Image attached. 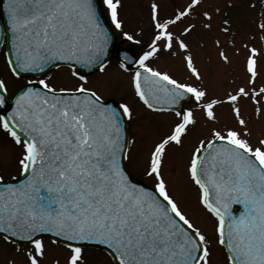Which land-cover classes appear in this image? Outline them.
Here are the masks:
<instances>
[{"label": "snow or ice", "instance_id": "snow-or-ice-1", "mask_svg": "<svg viewBox=\"0 0 264 264\" xmlns=\"http://www.w3.org/2000/svg\"><path fill=\"white\" fill-rule=\"evenodd\" d=\"M2 3L11 49L5 55L12 58L8 68L13 76L42 72L57 61L102 73L110 36L104 15L125 39L133 40L123 31L120 0ZM199 4L200 0H189L162 19L159 5L152 3L151 41L134 61L135 97L152 112L171 110L176 118L149 153L144 175L153 178L151 188L134 182L123 167L126 145L133 143L125 136L126 121L133 118L127 103L106 102L96 88L86 86L88 78L79 70L70 73L78 81L72 86L30 80L17 90L11 104L7 84L0 80V111L6 112L0 114V130L22 148L18 164L23 177L18 183L0 182V238L31 245L23 251V264H40L45 254L42 234H51L53 245L68 250L65 264H83V248L89 243L103 246L111 264H210L211 242L170 195L161 169L166 146L183 144L195 123V110L213 121L214 106L223 101L203 102L205 90L146 63L161 51L175 56L174 47L187 51V43L174 36L170 27ZM202 15L208 21L203 26L210 27L209 13ZM193 28L189 23L183 33ZM248 52L245 69L252 85L257 75L256 49ZM219 55L227 61L224 52ZM183 60L199 80L191 56L184 55ZM120 67L125 69L123 62ZM225 97L240 128H212L211 138L199 140L191 151L186 173L198 189L199 204L215 218V243L226 248L227 264H264V139L255 145L248 142L245 121L235 106L238 97L257 98V94L238 87ZM234 204L240 206L238 215L232 213Z\"/></svg>", "mask_w": 264, "mask_h": 264}, {"label": "rangeland", "instance_id": "rangeland-1", "mask_svg": "<svg viewBox=\"0 0 264 264\" xmlns=\"http://www.w3.org/2000/svg\"><path fill=\"white\" fill-rule=\"evenodd\" d=\"M189 0H120L118 11L123 23V31L133 37L129 41L122 32L114 30L115 45L129 49L137 54L147 50L153 33L150 19V5H159V15L167 19L174 11L182 9ZM101 11L103 8L101 6ZM207 11L211 17L210 27L205 28L202 13ZM106 19L107 16L104 15ZM227 20L228 24H224ZM189 23L194 28L183 33V28ZM264 0H200V4L191 15L170 27L174 36H179L188 45L186 52L175 56L161 51L158 55L146 61L156 70L167 72L179 82L197 86L207 92L208 98L221 99L223 102L214 106L216 119L208 121L199 109L195 110V123L189 127L184 142L177 147L174 144L166 146L163 157L162 176L168 185L170 195L177 201L181 210L196 224L211 242L210 264H227V255L222 246L215 243V218H213L198 202V190L187 176L186 167L194 146L199 140L211 138L212 128H236L235 114L231 111L230 102L226 101L225 93L234 94L238 87H247L255 92L257 98L238 97L235 106L238 107L240 118L245 121L248 131L246 139L255 145L259 139H264ZM227 28L228 31H223ZM256 49V77L252 85L248 84V73L245 69L249 48ZM224 52L227 61L220 57ZM184 55H190L193 66L200 75L197 80L188 71L183 60ZM4 52L0 50V80L7 84V97L29 80L13 76L4 63ZM126 68V67H125ZM69 68H58L37 79H46L49 84L72 86L78 81L70 73ZM130 69H122L114 57L105 65V70L88 74L87 87L96 88L102 98L115 103H127L133 112V118L128 120L129 140L133 143L127 146L128 158L125 165L134 179L152 186L153 178L144 175L149 153L154 143L169 131L176 119L169 113H152L135 97L130 83ZM187 106V105H185ZM1 114V113H0ZM22 148L16 145L7 134L0 130V181L16 179L19 174L18 159ZM45 254L40 264H65L68 250L62 244L53 245L51 240L43 238ZM31 245L5 242L0 238V264H23V251ZM20 249L21 251H17ZM83 264H111L112 258L105 251L93 247L83 248Z\"/></svg>", "mask_w": 264, "mask_h": 264}, {"label": "water", "instance_id": "water-1", "mask_svg": "<svg viewBox=\"0 0 264 264\" xmlns=\"http://www.w3.org/2000/svg\"><path fill=\"white\" fill-rule=\"evenodd\" d=\"M2 8H3V3H2V0H0V9H1L2 18H3V21H4V29H5V32H6V35H7V27H8V25H7V17L3 14ZM103 22H104V20H103ZM104 24H105V27L108 28L105 22H104ZM1 41H2V37H1V34H0V44H1ZM112 41H113V37H112V35L110 33V36H109V44H108L109 55L107 56V59L109 58V56H110V54L112 52V47H111L112 46ZM5 51H6V53H8V52L11 51L10 45L7 43V40H5ZM115 51H116L117 55H120V58H121L122 62H124L126 64H131L133 62V59L128 58V56H129L128 53H126V55H122V54H120L121 53L120 52L121 50L116 49ZM6 57H7L8 62H9V60L12 59L10 56H6ZM124 57H127L128 59L125 60ZM12 62L14 63V61H12ZM57 64H62V63L59 62V61H57V62H54L52 64H49L42 72H35V73L34 72H21L20 74H41V73L45 72L46 70L52 68L53 66H56ZM77 67H79V66H77ZM95 69L96 68H92V69H84V68H81L80 70L83 73H89V72H91V71H93ZM11 103L12 102H9L8 101V104H11ZM108 103L113 104L112 102H108ZM113 106H116V105L113 104ZM7 110H10V108H8ZM3 114H6V112H3ZM125 136H126V139H127V130L126 129H125ZM123 167H124V161H123ZM21 179H23V177H21L19 180L15 181L13 183H18ZM232 213H233V215H238L239 214V211L238 212H232ZM43 235H47V236L51 237V234H43ZM51 238L55 239V237H51ZM13 241H16V242H25V241H21V240H13ZM89 244H94V243H89Z\"/></svg>", "mask_w": 264, "mask_h": 264}]
</instances>
